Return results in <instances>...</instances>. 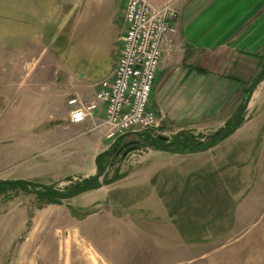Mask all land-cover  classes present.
<instances>
[{"label": "crops", "instance_id": "0c3cea01", "mask_svg": "<svg viewBox=\"0 0 264 264\" xmlns=\"http://www.w3.org/2000/svg\"><path fill=\"white\" fill-rule=\"evenodd\" d=\"M113 1L0 0V123L4 120L5 103L22 93L35 94L36 105L41 106L40 109L30 108L32 115L28 117L27 124L10 119L0 127V180L24 179L55 188L77 180L82 182L96 173L97 156L112 149L113 142L106 139L103 130L93 128L104 115L102 109L79 124L69 121L74 107L94 98L97 83L103 78L92 82L73 79L62 86L48 83L44 72L32 83H28L27 78L32 76L30 73H33L38 62V52L49 48L53 42L49 40L50 35L55 26L63 22V18L88 13L105 16L104 7ZM148 1L157 6L172 2L178 13L173 20L176 32L171 36L162 58L150 99V106L160 119L158 132L177 136L188 129L191 113L192 121L196 120L200 125L205 118L217 120V124L207 123L201 125L202 128H225L233 121L247 95L251 86L247 82L256 80L264 68V0ZM126 3L127 0L124 9ZM32 63L34 67L30 70L23 67ZM39 82L45 91L33 89V85ZM255 91L247 111L257 107L256 116L250 121L260 123L255 130L257 127L260 129L255 138L258 142H255L251 153L257 152L259 157L264 155V75ZM57 99L63 102L60 108ZM73 99L77 102L71 104ZM43 110L46 120L40 124L38 122L42 117L38 118V114ZM248 123L243 121L234 133L241 131ZM129 139L134 141L141 138L136 133H130L121 137L120 143ZM159 151L163 158L171 155L168 150ZM229 151L230 157L232 153ZM242 152L245 153L237 151V155L241 156L244 154ZM178 153L197 155L199 152ZM112 156L106 154L102 161ZM23 162H28L26 168L11 169ZM98 182L101 183L97 187L84 192L87 197L95 198L90 202L96 207L93 212L78 215L71 212L72 204L56 203L62 207V214L51 225L44 217L42 223L47 226L44 231L37 228V206L32 211L31 203L11 200L8 202L10 206L4 204L6 210L0 213V217L6 218L4 228L0 225V264H80L78 259L73 260L70 248H66L69 239H65L64 235H67L70 220L75 222L78 237L82 227L99 230L97 234L105 252L113 257L108 241L112 246L113 236L115 241L133 239L135 221L130 213L120 215L103 207L109 203L107 193L116 190L111 186L106 188L111 183L109 181ZM29 186L32 185L18 183L12 188L35 192ZM41 188L36 189L44 191ZM158 201L163 204L161 198ZM51 204L46 202L41 207L46 209V215L52 211L49 207ZM21 207L24 209L18 214L17 210ZM85 207L80 206L82 209ZM163 208L165 211V206ZM45 232H48L46 237L51 245L64 248L59 250L53 247L40 259L35 242L39 238L44 239ZM93 248L96 262L101 258L107 262L106 255ZM122 261L127 262V258Z\"/></svg>", "mask_w": 264, "mask_h": 264}, {"label": "rangeland", "instance_id": "374dc122", "mask_svg": "<svg viewBox=\"0 0 264 264\" xmlns=\"http://www.w3.org/2000/svg\"><path fill=\"white\" fill-rule=\"evenodd\" d=\"M125 1L114 0L105 6V16L102 17L88 13L80 17L63 18V22L58 23L50 35L49 40L53 42L49 48L38 52V62L33 73H30L32 76L27 78L28 83L34 82L33 79L42 72L47 75L48 83L58 86L70 83L73 79L92 82L108 76L116 65L122 47ZM23 67L30 70L34 65L32 63ZM254 82H247L251 85L247 95ZM36 83L33 89L45 91L41 82ZM34 95L22 93L5 103L4 120L0 127L10 119L27 124L28 117L32 115L30 108L34 110L41 107L40 104L36 105ZM57 101L58 108L62 107L61 99ZM205 102L204 98L203 104ZM256 113L257 107L246 111L243 121L249 123L245 128L237 133L233 131L217 145L198 151L197 155H180L168 151L171 155L163 158L159 155L162 149L148 142L145 145L141 141L134 143L129 139L120 143L113 156L104 159L105 171L99 181L111 182L106 188L111 186L116 190L107 193L109 203L103 207L120 215L130 213L135 221L133 239L115 241L113 236L112 246L108 241L114 253L112 257L105 252L99 240V230L82 227L80 238L76 235L75 222L70 220L64 238L69 239L66 248H70L73 260L78 259L80 264H264V155L258 157L257 152L251 153L258 142L255 138L260 129L257 127L255 130L260 123L250 121ZM45 115L44 110L38 114V118L43 119H39L38 123L42 124L46 120ZM192 120L187 124L188 129L177 136L183 134L192 136L196 141L206 142L210 135L220 129L201 127L207 123L217 124L216 119L210 121L205 118L201 120V125ZM236 121V118L233 119L231 126ZM167 136L171 140L177 137L172 134ZM229 150L232 153L230 157ZM237 151L245 153L239 156ZM27 166L28 162H23L11 169ZM100 183L97 181L94 186ZM76 184H81V181L54 187L58 194L51 198L33 185L29 188L35 192L0 186V213L6 210L4 204L10 206L8 202L11 200L15 203H31L32 211H35V206L38 207L37 228H43L40 231H44L46 226L42 223L44 217L51 225L62 214V207L53 202L55 198L62 199L65 204H72V213L87 215L96 208L90 204L95 198L87 197L84 192L88 190L73 195L71 191ZM46 202L52 203L49 206L52 211L47 215L46 209H41ZM85 205L84 209L80 208ZM22 209H18L17 213L22 212ZM5 219V216L0 217L3 228ZM125 228L129 229L127 226ZM47 233L43 234L44 239L39 238L35 242L40 259L50 253L53 247L58 248L49 243ZM60 247L58 249L63 250L64 247ZM93 247L106 255L104 259L107 262L102 258L96 262ZM125 257L127 262L122 261Z\"/></svg>", "mask_w": 264, "mask_h": 264}, {"label": "built area", "instance_id": "2783aa9c", "mask_svg": "<svg viewBox=\"0 0 264 264\" xmlns=\"http://www.w3.org/2000/svg\"><path fill=\"white\" fill-rule=\"evenodd\" d=\"M177 14L172 2L157 6L148 0H127L116 65L97 83L94 98L70 112V123L79 124L102 109L104 115L93 128L103 130L110 142L127 133L160 134V119L150 99L162 58L176 32L173 20Z\"/></svg>", "mask_w": 264, "mask_h": 264}, {"label": "water", "instance_id": "95a60500", "mask_svg": "<svg viewBox=\"0 0 264 264\" xmlns=\"http://www.w3.org/2000/svg\"><path fill=\"white\" fill-rule=\"evenodd\" d=\"M264 75V68L259 72L253 86L251 87L250 91L248 92V95L244 101V104L242 106V108L239 110L238 114H237V124L236 126L232 129V130H228L227 132L223 133L219 138H225L231 131H236L238 128L241 127V125L243 124V120H242V116L246 113V111L248 110L249 104L251 99L254 96V92L256 90V88L259 86L260 82H261V78ZM130 134V133H129ZM136 134H138V136L142 139V137L148 138V144L149 145H155L156 143H159L161 141H164L166 145L168 144H172L173 140L170 139L169 136L165 135V134H159V135H154L152 132H137ZM126 136V135H125ZM156 138V139H154ZM134 143H138L139 140L133 141ZM120 145V138H117L114 142H113V146L112 149L110 151H105L103 153L105 154H114L116 152L117 147ZM128 145V144H127ZM126 145V146H127ZM125 146V147H126ZM213 146V143H210L207 147H205L206 149H209ZM197 149H199V147H196ZM99 154L96 158V166H97V171L95 174H93L91 177H89L88 179H86L87 181L83 184L82 188L76 190L73 195H77L80 194L84 191L87 190L88 186L101 179V177L103 176V173L105 171L104 169V164L103 162H100V157L103 154ZM6 182H15V183H20V182H24V183H29L30 185H36V183L24 180V179H20V180H15V181H5V180H0V186H2L3 184H5ZM54 203H58L61 204L63 203L62 199H53Z\"/></svg>", "mask_w": 264, "mask_h": 264}, {"label": "trees", "instance_id": "16d2710c", "mask_svg": "<svg viewBox=\"0 0 264 264\" xmlns=\"http://www.w3.org/2000/svg\"><path fill=\"white\" fill-rule=\"evenodd\" d=\"M245 99H244V101H245ZM244 101L241 104V106L239 107L237 113L235 114L234 119L235 118L237 119V114H238L239 110L242 108V106L244 104ZM242 120H244V115L242 116ZM231 123L228 124L225 128L219 129L217 132H215L214 134L210 135V138L206 142L196 141L195 138H193L192 136H187V135L182 136L183 134H180L179 136H177L176 138L173 139V143L172 144L166 145L164 141H161L159 143H156L155 146H157V147H159L160 149H163V150H168V151H173V152H180V153H190V152L203 151V150H206L205 147H207L210 143H213L212 147H214L219 142H221L223 139L228 137L231 133H233V131H231L225 138H219L223 133L227 132L228 130H232L236 126L237 121H236V123L233 126H231ZM147 141H148V138L144 139L142 137L141 143H145V145H147L146 144ZM196 147H199V149H197ZM105 156H106L105 153H103L101 155V157L99 159L100 162H103L102 158H104ZM86 181L87 180H83L81 182V184H76L74 186L73 190L71 191V193L73 194L76 190L82 188L83 184ZM95 183H97V181L91 183L88 186L87 190H90L91 188L95 187L94 186ZM17 184L18 183H15V182H6L3 185L9 188V187L15 186ZM19 184H28V185H30L29 183H24V182L19 183ZM34 187H37V188L38 187H43V189H44V191L46 193V196H48L50 198L53 197L55 194H58V192H56L54 190V186H42L40 184H36V185H34Z\"/></svg>", "mask_w": 264, "mask_h": 264}, {"label": "flooded vegetation", "instance_id": "af4514ba", "mask_svg": "<svg viewBox=\"0 0 264 264\" xmlns=\"http://www.w3.org/2000/svg\"><path fill=\"white\" fill-rule=\"evenodd\" d=\"M139 141H141V140H139Z\"/></svg>", "mask_w": 264, "mask_h": 264}]
</instances>
